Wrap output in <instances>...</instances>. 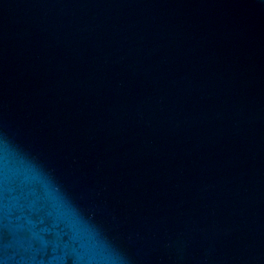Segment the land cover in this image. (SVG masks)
I'll return each mask as SVG.
<instances>
[{
	"label": "water",
	"instance_id": "obj_1",
	"mask_svg": "<svg viewBox=\"0 0 264 264\" xmlns=\"http://www.w3.org/2000/svg\"><path fill=\"white\" fill-rule=\"evenodd\" d=\"M0 264H264V0H0Z\"/></svg>",
	"mask_w": 264,
	"mask_h": 264
}]
</instances>
